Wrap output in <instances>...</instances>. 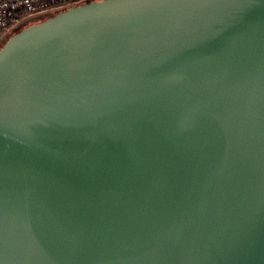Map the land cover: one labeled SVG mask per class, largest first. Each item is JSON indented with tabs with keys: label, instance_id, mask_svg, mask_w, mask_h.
<instances>
[{
	"label": "water",
	"instance_id": "95a60500",
	"mask_svg": "<svg viewBox=\"0 0 264 264\" xmlns=\"http://www.w3.org/2000/svg\"><path fill=\"white\" fill-rule=\"evenodd\" d=\"M45 18L0 47V264H264V0Z\"/></svg>",
	"mask_w": 264,
	"mask_h": 264
},
{
	"label": "built area",
	"instance_id": "2783aa9c",
	"mask_svg": "<svg viewBox=\"0 0 264 264\" xmlns=\"http://www.w3.org/2000/svg\"><path fill=\"white\" fill-rule=\"evenodd\" d=\"M87 0H0V38L9 27L22 25L48 12L63 10Z\"/></svg>",
	"mask_w": 264,
	"mask_h": 264
},
{
	"label": "rangeland",
	"instance_id": "374dc122",
	"mask_svg": "<svg viewBox=\"0 0 264 264\" xmlns=\"http://www.w3.org/2000/svg\"><path fill=\"white\" fill-rule=\"evenodd\" d=\"M58 11H60V10L52 11V12H48L46 15L38 16L37 19L32 20V21H30L29 23H26V24H31V23H33V22L43 20V19L45 18V16H52V15L56 14ZM23 25H25V24L18 25V26L15 25V26H11V27H9V29L6 30L4 36H2V37L0 38V47L4 44V42L6 41V39H7L8 37L14 35V34H15V31H16L17 29L21 28V26H23Z\"/></svg>",
	"mask_w": 264,
	"mask_h": 264
},
{
	"label": "trees",
	"instance_id": "16d2710c",
	"mask_svg": "<svg viewBox=\"0 0 264 264\" xmlns=\"http://www.w3.org/2000/svg\"><path fill=\"white\" fill-rule=\"evenodd\" d=\"M67 9V8H66ZM66 9H63V10H66ZM46 19V18H45ZM45 19H43V20H45ZM43 20H40V21H38V22H41V21H43ZM21 30V29H20Z\"/></svg>",
	"mask_w": 264,
	"mask_h": 264
}]
</instances>
